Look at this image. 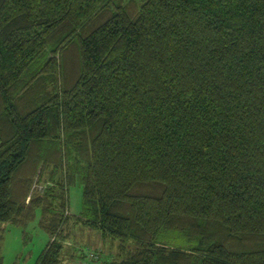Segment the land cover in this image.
<instances>
[{
	"label": "trees",
	"instance_id": "16d2710c",
	"mask_svg": "<svg viewBox=\"0 0 264 264\" xmlns=\"http://www.w3.org/2000/svg\"><path fill=\"white\" fill-rule=\"evenodd\" d=\"M75 185L115 264H264V0H0V223L40 210L35 264Z\"/></svg>",
	"mask_w": 264,
	"mask_h": 264
},
{
	"label": "rangeland",
	"instance_id": "374dc122",
	"mask_svg": "<svg viewBox=\"0 0 264 264\" xmlns=\"http://www.w3.org/2000/svg\"><path fill=\"white\" fill-rule=\"evenodd\" d=\"M43 185L35 177L32 181L28 197L33 192L43 191ZM82 189L80 185L68 190V209L65 216L68 222L63 231L67 238L63 241V260L60 264H115L120 259L119 241L111 235L103 234L98 228H91L81 223H74L73 215H78L82 209ZM40 210H36L33 220L23 225L0 223V254L3 264L21 263L35 264L40 252L49 242L50 234L40 226ZM164 241L178 246L187 245L181 237L172 239L164 236ZM129 252L135 248L132 238L126 242Z\"/></svg>",
	"mask_w": 264,
	"mask_h": 264
}]
</instances>
